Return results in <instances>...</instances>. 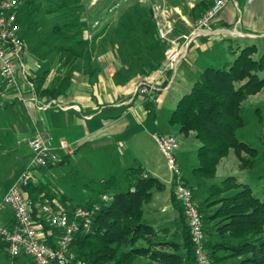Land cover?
Wrapping results in <instances>:
<instances>
[{
	"label": "trees",
	"instance_id": "obj_1",
	"mask_svg": "<svg viewBox=\"0 0 264 264\" xmlns=\"http://www.w3.org/2000/svg\"><path fill=\"white\" fill-rule=\"evenodd\" d=\"M32 1L22 0L23 4H19L18 15L22 26L25 19L33 15ZM28 22L31 27V20ZM28 26L20 29L23 39L27 37ZM101 34L102 31H99L93 35L89 42L91 48H94L93 44ZM83 40L79 39L78 43L85 42ZM65 50L74 55L78 53L70 47ZM257 53L255 43L241 48L237 46L232 49L231 60L219 66H206L190 90L178 99L169 115V123L175 125L179 132L186 135L193 132L195 136L198 163L193 171L197 177L212 179L218 163L231 149L242 163H246V160L241 151L250 155L254 153L253 147L237 136V130L245 124L244 101L264 87V51ZM44 73H36L35 76H28V79L37 94L53 99L59 91L53 86L43 88ZM2 91L5 90L0 88ZM6 99L4 107L0 106V137H6L14 145L11 154H15L12 155L17 161L18 157L21 158L16 155L19 147L15 145L17 132L7 130L6 120L9 117L6 115H15L24 131L33 126L29 121L27 126L24 125L30 117L21 98L13 96ZM10 136L15 139H10ZM59 155L58 164L68 160L69 155ZM120 176L114 173L101 179V187L95 189L94 195L84 203L75 204L69 197L62 199L64 204L60 208L68 211H72L76 205L97 204L99 207L93 215L90 229L80 230L74 236L71 248L76 256L89 264H196L188 222L175 190L171 192V200L181 204V226L167 234V227L155 228L145 220L143 208V204L152 199V190H163L164 183L148 173L140 163L125 168V185L122 188ZM232 179L233 176H227L221 184H210L208 194L200 202L195 200L203 216L206 248L213 264H264V193L256 195L248 184H228ZM183 181L190 186L195 199L193 185L185 178ZM38 189L40 187L32 186L31 181L22 188L23 193L34 201L32 214L35 218L39 215L41 204ZM108 192L109 198L104 199L103 195ZM51 205L54 209L59 208ZM59 232L56 227L46 223L42 239L55 245ZM0 246L11 261L28 257L10 255L2 238Z\"/></svg>",
	"mask_w": 264,
	"mask_h": 264
},
{
	"label": "crops",
	"instance_id": "obj_2",
	"mask_svg": "<svg viewBox=\"0 0 264 264\" xmlns=\"http://www.w3.org/2000/svg\"><path fill=\"white\" fill-rule=\"evenodd\" d=\"M145 1L151 2L153 11H149L150 25L145 28V31H149L152 39L149 36V39L144 41L142 47L140 46L143 52L129 51L123 56L117 55V50L114 49L125 47L124 39L122 38L115 42L108 40L104 44L105 51L103 55L97 56L94 55L95 52L93 54L90 51L83 57L85 62L72 70L69 65H62L61 62L52 63L49 68L37 66L34 63L35 59L32 57V53L27 51L28 75L35 76L38 71L39 73L45 71L43 88L53 86L59 91L58 96L53 98L57 103L52 104L48 108L41 107L50 99L45 95L37 94L33 83L30 86L25 81L21 82V96L12 93L6 97L18 96L21 98L31 117L32 126L50 134L52 145L62 155L71 156L75 151L90 145L98 152L104 151L106 147L99 143L103 135L108 136L117 133L118 136H122L127 132L128 127L135 123L137 126L132 128L137 127L136 130L138 131L131 128L123 138H129L137 134L139 128H142L144 119L149 116L150 106L154 104L155 100H162L166 92L169 89H173L174 104L176 105L178 99L190 90L200 72L206 66H219L224 62L221 58L214 57L215 53L221 50L230 53L237 46L241 48L251 43L257 45L256 39L264 36V0H255L251 3L246 0H230L212 22V27L216 31L208 35L199 36L192 42L187 55L177 68L173 81L168 87H165L168 85L171 73L165 70L168 44L160 37V25H171L173 34L186 31L210 4L211 0H163V3H158L157 0ZM109 9L107 12L111 11L112 6ZM119 11L121 13V10H118L105 17V29L102 34L106 37L112 34L113 30H116L114 28L118 26L119 22H124L123 19L118 21L117 17L120 13H117ZM227 28H234L237 33L231 35ZM98 43V40H96L93 44L95 50L97 47L99 48L100 44ZM69 45H71V42ZM69 45L66 47L69 48ZM89 47H91L90 43ZM260 51L258 47V53ZM227 60L231 59H225V61ZM93 61H96L95 66L92 63ZM43 65H45L44 62ZM133 66H141V68L134 69ZM119 69L123 72L126 70L124 73L127 75H124L125 77L122 76L121 81H116L114 73ZM179 71L180 77L178 78L177 73ZM189 73L191 74L189 75L190 80L188 78ZM196 75L197 77L195 78ZM124 80H126V84L121 85ZM140 81L153 83L161 87V89L152 93L136 92V85ZM123 107L126 108L121 109ZM109 127L117 128L116 131L121 132L123 128L127 127V129L122 134L114 131L103 133V130ZM171 128L174 129L175 127L171 126ZM156 133L165 134L157 130L152 133L153 136ZM189 134L193 133L190 132ZM31 136L32 133L28 130L16 133V142L20 144L23 141L28 146L27 139ZM11 137L9 138L11 139ZM12 139H15V137H12ZM62 142L67 144V148L61 147ZM140 147L142 152H144V157H135V162L138 161L148 173L161 179L165 185L163 190L154 192L150 205H148L151 209L150 211H152L151 216L145 211L146 217L152 218L151 220L157 226L162 223V218L166 216L167 212L173 210L171 207L173 205L171 200L172 180L165 181L161 177L155 161L150 158L149 151L144 148L142 142ZM28 149L30 150L29 146ZM21 162L20 168L24 170L26 161L23 157H21ZM46 169L48 168H37L32 172V186L40 187L37 190V196L41 203L49 202L55 207H63L64 202L62 199L68 196L62 192V189L51 184L50 173ZM183 178L187 179L184 176ZM156 199L160 201V205H155ZM173 218L174 214H169L167 219H171V221L167 222L164 220V227L169 228L170 224L174 223ZM11 220L12 213L9 209L0 211L1 223H8ZM165 222L167 223L165 224ZM5 256L7 257V255Z\"/></svg>",
	"mask_w": 264,
	"mask_h": 264
},
{
	"label": "rangeland",
	"instance_id": "obj_3",
	"mask_svg": "<svg viewBox=\"0 0 264 264\" xmlns=\"http://www.w3.org/2000/svg\"><path fill=\"white\" fill-rule=\"evenodd\" d=\"M32 2L31 6L35 8H33V11H31L33 12V15H31L29 19H25L26 21L25 24L23 23V26L21 25L22 22L20 23L19 21L18 15L20 29H25V26H28L29 24L28 21L31 20V27H27L28 33L26 39H24L26 43V51L24 53L26 66V55L28 51V53H32V57L35 59L34 63L37 64V66L40 65L42 68L43 66L44 68H49L52 63L54 64L56 62H61L62 65H69V68L73 70L74 68H77L79 65L85 62L83 57L86 56V53H90V51H92L93 54L95 52L94 55H103L105 51L104 44L108 40H112L113 42H115L116 40H121L122 38L124 39L125 47H118L117 49H114L117 50V55L123 56L129 51L143 52V50L141 49L142 44L144 43V41H147L150 36L149 31H145V28L150 25V17L148 16L149 11H152L151 2L149 1L33 0ZM157 2L163 3V0H157ZM20 4H23L22 0H20ZM111 6V11L107 12ZM52 9L54 11H51ZM118 10H121V13L120 11L117 13H120L119 16L117 15L118 21H120V19H123L124 22H119L118 26L114 28L116 30H113L112 34H109L108 37L102 34L97 39L99 42L98 44H100L99 48L97 47V49L95 50L94 48L89 47V42L91 41L93 35L99 31L103 32V30L105 29V17ZM79 39H84L83 41L85 42L78 43ZM150 39H152L151 36ZM130 40H132V42H130ZM70 42L71 45H69ZM256 43L259 49L261 51H264V36L257 38ZM68 45L73 50L79 52V54L74 55L72 53L70 54V52L67 53L65 49ZM214 55V57L221 58L222 61H225V59H232L233 57L231 51L229 53L225 50H221ZM43 62L46 66L43 65ZM92 63L95 66L96 61H93ZM58 67H60V65H58ZM133 68H141V66H133ZM124 72H126V70H124ZM124 72L120 71L119 69L116 73H114L115 80L121 81L122 76L127 75ZM37 73H39V71ZM177 74L179 78L180 71ZM189 75L191 74H188V78ZM196 77L197 75L195 76V78ZM124 84H126V80H124L123 84L121 85ZM138 84L139 82L137 83L136 87L138 86ZM12 93L14 92L11 91V89L0 92V106L4 107L3 103H5V101L7 100L6 98H8L6 96L11 95ZM173 97V89H169L166 92L165 97H162V100H155L154 104H151V110L148 113L149 116L144 119L142 128H139V132L137 134L129 138H123V136H125L133 126H137V124L135 123L134 125L132 124V126H129L127 132L122 136H118L117 133L108 136L103 135L99 143L103 144L106 147L104 151L98 152L90 145L88 147L82 148L79 151H75L74 154L69 156L68 160L64 162H61L52 167L44 166L40 168H48L46 170L50 173L51 184L62 189V192L66 194L73 203H84L87 198L94 195L95 189H99L101 187V179L107 178L111 174L117 173L118 175H121L120 188L124 187L125 181L123 172L125 168L129 167L132 164H138V161L135 162L134 160L135 157H144V152H142V148L140 147V143L142 142L144 148L149 151L150 158L155 161L158 173L165 181H171L172 172L168 165L167 158L161 151L158 150L159 147L157 141L155 140V134L154 136L152 134L154 133V131L159 130L164 132L165 134L173 135L180 140L181 145L175 150V156L177 159V163L181 168L182 178L183 176L187 177V179L185 178L186 181L193 185L195 200L197 202H200L201 199L206 194H208L207 188L210 184H221L223 178L227 176H233V179L228 184H248L256 195H263L264 87L257 93L248 96L244 101L243 114L245 124L237 130V136L241 140L248 143L251 147H253L254 153L250 155L248 152L241 151V155L244 156L246 160V163H242V160L239 158L237 153L233 149H231L228 155L220 160L217 165L216 174L210 180L197 177L193 171L194 166H196L198 163V143L195 139V136L193 134L186 135L184 133H181L178 131L175 125L169 123V113L171 110H173L175 105V100ZM125 108L126 107H123L121 109ZM6 117H9L6 120L7 130L11 132L15 131L17 132V134L24 132V129H22V127L20 126V121L17 120L15 115H6ZM28 121L32 123L31 117L30 120L24 122L25 126H27ZM171 126H174L176 129L171 128ZM116 129L117 128L113 129L109 127L106 130H103V133H111L113 131L121 132L116 131ZM126 129L127 127L123 128L121 134L124 133ZM132 129L138 131L136 130L137 127ZM37 130L39 129H35V127L28 128V131H30L32 135ZM20 138L22 137L20 136ZM9 141L4 136L0 137V198L3 192H5L8 186L11 184L10 182H13L23 171V169L20 168V164L22 163L21 158L18 157V160L16 161V158L13 157L12 154L14 153L11 154V149L12 147H14V145L12 143H9ZM18 144L19 143H16L15 145ZM28 146L26 145V143L21 141L18 147V152L16 154L25 159L26 164L24 166V170L27 168L31 159ZM144 148L143 150H145ZM152 191L153 198L154 192L156 193L161 190L154 188ZM107 194H109V192ZM151 200L143 204L144 218L147 222L152 224L155 228H164L163 221H171V219H167V217L172 213L174 214V223L170 224L171 226L167 225L169 226V228L167 227V234L172 233L176 227L181 226L180 203H173V205H171L173 210H171V212H167L166 216L162 218V223L156 226L153 220H151L152 218L150 219L146 217V212H148L150 216L152 214V211H150L151 209L148 207ZM160 204V201L156 199L155 205L157 206ZM167 222H165V224ZM166 232L164 231V233ZM0 264L33 263L28 257L21 259V261H11L10 259H8V257L5 256L4 250L0 246Z\"/></svg>",
	"mask_w": 264,
	"mask_h": 264
},
{
	"label": "built area",
	"instance_id": "obj_4",
	"mask_svg": "<svg viewBox=\"0 0 264 264\" xmlns=\"http://www.w3.org/2000/svg\"><path fill=\"white\" fill-rule=\"evenodd\" d=\"M230 0H211L209 6L193 22L186 31L172 34L171 25H160V37L168 44L166 51V67L171 73L168 87L173 81L179 64L188 53L192 42L199 36L215 32L212 22ZM251 3L255 0H246ZM20 0H0V88L11 89L17 95H22L21 82L32 85L28 79L27 66L24 58L26 43L20 35L18 22V7ZM235 35L236 29H228ZM161 87L146 81L139 82L136 92L152 93ZM55 99L43 104L44 108L56 104ZM159 150L167 158L172 172L174 190L181 201L187 218L188 228L195 250L196 264H213L205 245V232L203 216L200 212L190 186L182 178L181 168L177 163L175 150L180 147V140L168 134H155ZM28 145L32 155L25 170L11 183L0 198V211L9 209L12 221L0 222V238L7 244V251L12 256L26 255L35 264H89L83 258L77 257L71 248L75 234L80 230H89L93 215L98 210V205H76L72 211L64 208L54 209L49 203H41L39 215L35 218L32 214L34 201L22 191L31 180L33 171L44 166H55L60 161V155L51 143L50 134L37 130L29 139ZM62 148L67 144L62 142ZM108 199V194L103 195ZM46 223L56 227L60 232L56 244L43 240V229Z\"/></svg>",
	"mask_w": 264,
	"mask_h": 264
}]
</instances>
